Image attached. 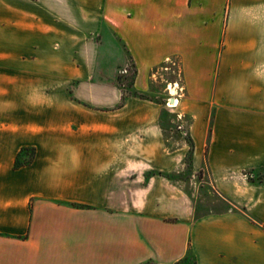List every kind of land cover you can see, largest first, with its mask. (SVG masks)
<instances>
[{"label":"crops","instance_id":"obj_1","mask_svg":"<svg viewBox=\"0 0 264 264\" xmlns=\"http://www.w3.org/2000/svg\"><path fill=\"white\" fill-rule=\"evenodd\" d=\"M170 57L219 212L169 179L162 104L117 85ZM262 168L264 0H0V264H264Z\"/></svg>","mask_w":264,"mask_h":264},{"label":"rangeland","instance_id":"obj_2","mask_svg":"<svg viewBox=\"0 0 264 264\" xmlns=\"http://www.w3.org/2000/svg\"><path fill=\"white\" fill-rule=\"evenodd\" d=\"M125 69L126 74L119 75V72ZM117 85L122 92L123 97H136L159 102L163 106L161 113L162 132L165 145L168 148H182L184 157L182 167L178 173L170 174V180L178 183L180 188L186 192L193 200L195 214L201 215L211 212H219L226 209V204L216 195L210 186L208 175L204 168L194 171L190 166V151L188 147V137L185 132L187 119L177 117L176 107L167 108L164 103L168 98V85L175 84L178 92L180 84L179 61L175 57H170L159 66L153 68L149 74L147 90L136 92L132 90L131 85L134 77V70L129 62L117 68ZM170 89V88H169ZM179 94V92H178ZM173 103V101H172ZM260 174L264 181V170H252L242 172V177L248 181L251 175L254 179ZM250 175V176H249ZM184 260L178 264H186Z\"/></svg>","mask_w":264,"mask_h":264},{"label":"trees","instance_id":"obj_3","mask_svg":"<svg viewBox=\"0 0 264 264\" xmlns=\"http://www.w3.org/2000/svg\"><path fill=\"white\" fill-rule=\"evenodd\" d=\"M188 147H189L188 151H190L191 150V144H190L189 140H188ZM32 157H33V150L32 149L24 148V149L20 150L14 159L13 167L19 168V167H22V166L29 164L32 160ZM259 170L262 171V170H264V168L259 169ZM262 177L263 176L258 174V176H256L254 179H252L253 176L251 175V180H248V181L252 182V183H257V184H264ZM182 261H180V262H182Z\"/></svg>","mask_w":264,"mask_h":264},{"label":"built area","instance_id":"obj_4","mask_svg":"<svg viewBox=\"0 0 264 264\" xmlns=\"http://www.w3.org/2000/svg\"><path fill=\"white\" fill-rule=\"evenodd\" d=\"M126 74V70L125 69H122L120 72H119V75L120 76H123ZM170 88V89H169ZM179 90V89H178ZM167 91H168V98L165 100V107L167 108H173L171 107V103L172 101H174V107L176 106L177 104V98H178V92L176 90V85L175 84H172V85H168L167 87ZM250 176V175H249Z\"/></svg>","mask_w":264,"mask_h":264},{"label":"bare ground","instance_id":"obj_5","mask_svg":"<svg viewBox=\"0 0 264 264\" xmlns=\"http://www.w3.org/2000/svg\"><path fill=\"white\" fill-rule=\"evenodd\" d=\"M172 105H171V107H174V101H173V103H171Z\"/></svg>","mask_w":264,"mask_h":264}]
</instances>
